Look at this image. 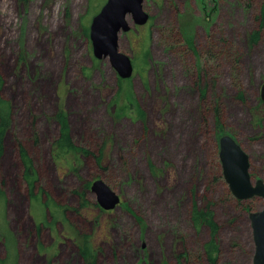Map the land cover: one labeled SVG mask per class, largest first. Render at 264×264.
<instances>
[{
  "label": "rangeland",
  "instance_id": "rangeland-1",
  "mask_svg": "<svg viewBox=\"0 0 264 264\" xmlns=\"http://www.w3.org/2000/svg\"><path fill=\"white\" fill-rule=\"evenodd\" d=\"M105 2L0 0V99L9 108L0 264H88L78 252L83 237L94 264H208L210 233L193 226L194 203L211 204L217 264H252L249 214L264 201L231 195L218 140L231 136L252 181L264 183V0H143L147 24L128 15L130 29L118 35L133 65L122 81L92 53L90 23ZM57 113L74 145L100 164L54 158ZM95 180L119 196L115 209L99 208Z\"/></svg>",
  "mask_w": 264,
  "mask_h": 264
},
{
  "label": "water",
  "instance_id": "water-1",
  "mask_svg": "<svg viewBox=\"0 0 264 264\" xmlns=\"http://www.w3.org/2000/svg\"><path fill=\"white\" fill-rule=\"evenodd\" d=\"M143 0H106L99 12L92 18L89 27V39L93 56L108 58L119 79H130L133 65L129 57L118 49V35L130 29L126 21L131 16L136 26H144L149 15L143 11ZM260 99L264 103V83L260 89ZM218 158L224 182L231 195L239 201L258 198L264 201V183L252 181L249 174V158L239 144L228 135L218 140ZM97 204L103 211H111L120 204L119 196L103 181L95 180L90 185ZM252 229L254 254L252 264H264V208L249 214Z\"/></svg>",
  "mask_w": 264,
  "mask_h": 264
},
{
  "label": "trees",
  "instance_id": "trees-1",
  "mask_svg": "<svg viewBox=\"0 0 264 264\" xmlns=\"http://www.w3.org/2000/svg\"><path fill=\"white\" fill-rule=\"evenodd\" d=\"M185 28H183L184 32L182 33H185ZM185 34H187V32ZM258 36H259L258 33H253L250 37V42L255 43L258 40ZM189 46L191 47V45ZM120 81H122V79H120ZM8 118H9V108L7 104H5L0 99V153H1L2 139L4 136L5 129L7 127ZM55 119L59 126L58 136L55 139L52 146L53 156L56 160L65 159L67 162L71 160L72 165H68L70 167H73L74 164H79L81 161L80 159L88 158V157H94V158L96 157L97 163L98 164L101 163L100 156L93 155L89 151L81 149L76 145H74L70 135L69 125L67 123L66 118L62 115V113H57L55 115ZM20 159L23 166V172H22L23 180L30 188H32L35 178V172L31 161L26 156L23 149H21L20 151ZM43 207L44 210H47L48 207L47 203H44ZM247 210L249 211V209ZM190 219L192 221L193 226H195L196 228L205 227L209 231L210 237L209 240L202 247V254L208 264H217L219 246L216 241V235L218 231V226L214 221V212L212 211L211 204H209L208 206L206 205L203 208H199L197 204L194 203L190 212ZM77 245H78V252L80 257L88 264H94L93 254H92L91 246L89 244L88 237L81 238L79 241H77Z\"/></svg>",
  "mask_w": 264,
  "mask_h": 264
},
{
  "label": "bare ground",
  "instance_id": "bare-ground-1",
  "mask_svg": "<svg viewBox=\"0 0 264 264\" xmlns=\"http://www.w3.org/2000/svg\"><path fill=\"white\" fill-rule=\"evenodd\" d=\"M127 19H128V17H127Z\"/></svg>",
  "mask_w": 264,
  "mask_h": 264
}]
</instances>
